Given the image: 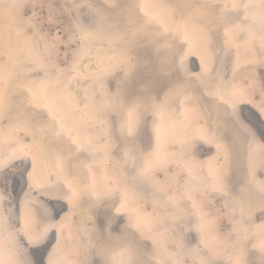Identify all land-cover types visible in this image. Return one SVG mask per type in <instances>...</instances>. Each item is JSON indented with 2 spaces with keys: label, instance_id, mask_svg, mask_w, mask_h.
Wrapping results in <instances>:
<instances>
[{
  "label": "snow or ice",
  "instance_id": "6c2138e0",
  "mask_svg": "<svg viewBox=\"0 0 264 264\" xmlns=\"http://www.w3.org/2000/svg\"><path fill=\"white\" fill-rule=\"evenodd\" d=\"M0 7L13 16L24 15L29 7L47 10L49 24L57 23L58 16L68 17L66 43L77 46V54L83 44L117 45L113 71L96 81L98 88L94 85L91 93L74 87L70 73L66 82L62 73L49 77V67L56 65L34 59L36 46L27 35L28 62L9 54L0 63V120L14 121L12 131L31 140L18 141L13 154L0 159V187L6 193L9 172L18 167L17 161L27 162L20 174L28 172L33 181L39 153L51 164L48 185L35 182L30 187H44L46 194H57L73 207L87 203L88 210H103L106 219L113 209L116 213L124 210L134 198L135 188H156V174L167 169L169 161L161 155L160 129L154 120V137L148 133L146 116L170 114L174 104L179 108L192 99L186 94L191 81L182 74L183 44L177 43L178 39L187 42L189 31L195 30L206 46L215 43L225 51L226 46H237L235 42L243 40L254 54L252 63L264 67V0L175 5L163 0H63L59 4L57 0H8ZM23 24L47 41L35 11L25 16ZM41 72L44 76L37 79ZM202 77H192V81L214 98L220 135L200 130L195 138L212 145L223 165L210 171L211 178L198 190L185 187L178 197L155 199L154 205L163 214L145 224L138 222L131 233L113 236L103 226L93 229L88 253L98 259L86 255L84 260L68 264H264V178L257 176V172L264 176V133L255 145L256 131L240 107L253 104L264 117V77L249 98L235 87L210 86ZM241 139L248 144L242 176L232 169L234 159L239 169L235 148ZM97 157L101 164L114 165V174L103 187L80 175L81 170L92 171ZM186 168L191 174V163ZM53 174L59 179L51 180ZM212 197L223 199L229 208L227 241L219 240L216 220L204 211ZM3 199L5 195L0 194ZM257 213L259 224L255 223ZM41 217L42 229L33 230L26 215L19 231L9 233L8 244L0 243V264H44L42 259L32 258L24 246L25 241L29 246L41 245L57 228L49 222L53 217L45 204H41ZM193 232L195 236L190 238ZM256 252L259 259H252ZM47 264H55L51 255Z\"/></svg>",
  "mask_w": 264,
  "mask_h": 264
},
{
  "label": "rangeland",
  "instance_id": "374dc122",
  "mask_svg": "<svg viewBox=\"0 0 264 264\" xmlns=\"http://www.w3.org/2000/svg\"><path fill=\"white\" fill-rule=\"evenodd\" d=\"M152 1V0H149ZM168 2L169 4H177V3H202L203 0H163ZM156 2V1H155ZM8 3V0H0V5H4ZM57 3H63V0H57ZM33 11L36 12V18L39 22H41L42 29L45 33H47V41L41 40L38 37V34L34 35L32 31H27L24 28L23 20L25 16H32ZM186 11V10H185ZM179 18V13L178 16ZM48 13L47 10L41 12L39 8L33 10L31 7L25 9L24 15L22 16H13L11 13L6 11L4 8L0 7V50L1 53H5L6 55L11 54L13 59L20 60L25 63L28 62V52L25 50V36L31 37L33 39V43L36 46L35 56L40 57V60H44L45 62H51L52 64L56 65V68L49 67L48 76L55 78L58 73H62L61 79L67 80L69 73L71 74V77H73V86L78 87L81 92L88 91L89 93L92 92V89L90 88L89 81L87 80L88 77L85 74V71L88 70V67L90 65H96L98 66V72L101 73V76H106L108 73L113 71V67L106 68V64H104L103 58L99 56V52H104L105 50L110 49H118L117 45L115 43L109 44V43H93L91 45L89 44H83L79 46V53L77 54V46H68L67 45V35L65 34V28L68 26L69 18L66 16H58L57 23L55 24H49L48 22ZM19 33V34H18ZM41 44H40V43ZM169 42H171V37H169ZM161 43H164L162 40ZM177 43L183 44V49L181 52V55L184 57V64L182 69V74L185 76V78L191 83L189 84L188 88L191 89L189 96L192 97L191 101L188 102V108L190 113L194 114V117L197 118H206L213 119L214 116H212L210 113L212 111V103L208 100V95L203 93L199 87V85L192 81L191 78V70L189 69V60H188V54L185 50V44L183 43L182 39H178ZM47 44V50L45 49V45ZM95 45V46H94ZM97 45V46H96ZM96 47V48H95ZM41 48V49H40ZM95 48V49H94ZM94 49V50H93ZM93 50L94 53H91ZM40 51V52H39ZM98 52V53H97ZM40 53V54H39ZM96 53V54H95ZM90 54V55H87ZM94 54V55H93ZM93 55V56H91ZM98 56V57H97ZM95 57V59H94ZM86 59H88L86 61ZM99 59V63L97 62ZM95 60V61H94ZM177 60H179V57H177ZM231 55L230 59L226 61L231 62ZM86 61V62H85ZM93 61V62H91ZM103 62V63H102ZM75 64V67L73 68V65ZM227 64V65H228ZM253 64V63H249ZM87 66V67H86ZM242 66V65H241ZM94 67V66H93ZM214 72L204 79L210 86H215L216 84H222L224 87H230V78L232 77L237 83H244L246 86L249 87L250 95H252V92L254 90H258L260 79L264 77V68L262 67H254V68H248L243 69L240 71H235L234 73L229 71V74L227 75V82H223L225 79L224 72L220 71V68H217ZM244 67V66H243ZM102 68V69H101ZM229 69V68H228ZM227 72V71H226ZM44 76V73H39L37 79L42 78ZM210 78L212 80H210ZM81 80V81H80ZM87 81V82H86ZM98 81V80H97ZM86 82V83H85ZM229 82V83H228ZM76 84V85H75ZM80 84V86H79ZM111 86V85H110ZM256 104L259 103L258 100L255 101ZM245 112L247 115L252 117L255 121H258V118L256 114L248 107H244ZM156 117V116H155ZM155 117L153 115L148 114L146 116L147 120V131L148 133L153 134V121L155 120ZM14 121H9L4 119V138L7 143L11 145V147L14 149H17L19 147L18 141H23L24 143L30 142V138L24 137L23 133L13 132L11 131L8 133V130H10L11 126H13ZM9 124V125H8ZM256 125V124H255ZM156 127V124H155ZM15 134V135H14ZM14 137V138H13ZM19 137V138H18ZM163 142L164 147H171L176 152L180 150V153L184 155L183 151V144L180 142V140H177L175 138H171L169 136H165L163 139H161V143ZM239 149L235 150L236 157L238 158L239 162V169H237V162L236 159L233 160L232 163V169L233 171H239V174L243 175L244 165L246 163V151H245V144L243 139H241L238 142ZM197 153L199 156L206 161L209 154L212 153V148L208 145H205L201 142L197 143L196 146ZM211 149V150H210ZM245 153H244V152ZM13 153H11L12 155ZM173 155L171 157L165 158L169 161L167 165L166 170H161L156 174V181H157V187L153 188L151 186L148 187H139V192L137 198H135V201L133 203V207L130 210H124L120 213L113 215L111 212L109 217L106 219L104 216L103 210L100 212L92 211L95 217V220L99 226H103L105 228L106 222L110 225V232L116 233L115 229L118 228L121 232V229L123 227H128L130 224L135 226L138 222L141 224H145L147 221H152L158 217H160L163 214V210L156 207L154 205V200L157 198H164L167 199L168 196H176L178 197L181 192H183L184 184L188 181V174L184 170L183 164L180 162V155ZM245 155V156H244ZM98 158V157H97ZM95 158V162L97 163L96 169L100 174H102L105 178L109 177L110 174H112V171H114V165H112L109 162H105L101 164L100 160ZM100 162V163H99ZM257 164L259 161L256 162ZM18 167L15 169H11L8 175L7 180V186H6V192L7 193H20V189L22 188V185L24 184V172L23 175L20 173L23 170L17 171L16 169L20 168V163L17 162ZM258 178H264V176L261 175L260 172H257ZM3 192L5 193V189L2 187ZM199 188H193L192 190H198ZM202 190V189H200ZM0 194H3L0 190ZM210 203H206L204 211L209 213L211 215V218L216 220L217 227H218V237L220 241H227V234L229 232L230 223H229V217L227 213L229 212V208L225 207V201L223 199H220L219 197H212L210 198ZM140 208V209H139ZM130 213L122 216V219L120 220L118 215H121L123 213ZM144 214H143V213ZM135 213V214H133ZM138 215V216H137ZM68 226H66V229L69 232L67 234H64V243L62 246L64 247L65 255L63 257H60L58 260V264H61V262H64L67 257L72 259L73 261L77 262V258H80V253L78 252V248L80 244L79 235L77 234V231L75 230L74 226L76 225V222L74 218L66 219ZM256 224L260 223L259 214L257 213V219L255 221ZM147 234V233H146ZM118 236V235H113ZM195 233L190 234V238L194 237ZM79 243H78V241ZM193 242H195L193 240ZM81 246V244H80ZM60 247V246H59ZM73 248V249H72ZM68 249V250H67ZM70 249L74 253H70ZM80 250V249H79ZM69 253V254H68ZM252 259H259V253L256 252L251 257ZM62 259V260H61ZM90 259L93 261L97 260L98 257L91 256ZM64 260V261H63ZM61 261V262H60ZM60 262V263H59Z\"/></svg>",
  "mask_w": 264,
  "mask_h": 264
},
{
  "label": "bare ground",
  "instance_id": "6f19581e",
  "mask_svg": "<svg viewBox=\"0 0 264 264\" xmlns=\"http://www.w3.org/2000/svg\"><path fill=\"white\" fill-rule=\"evenodd\" d=\"M155 1L157 2V0H152L149 2H155ZM163 2L168 3L166 1H163ZM182 41L185 44V50H186V53L188 54L189 69L191 70L190 71L191 78L201 76V74H203L202 78L206 79L207 77H209L210 73L212 74L214 70L216 69L215 65L218 66L217 68H220V71H224L225 69H227V66H229V64L226 61V58L227 60L230 59V56L227 55V50L233 51V60H234L235 70L239 67L242 68L243 66L247 69L258 66L257 64H254V63L249 64L253 62L255 57H254V54L249 50V46L246 45L243 40H237L235 42L237 46H233V47L226 46L227 50L225 51V50H221L219 45L215 43L211 47L206 46L205 43L203 42L202 36L197 31L191 30L188 33L187 42H184L183 39ZM93 50L91 51V53H94ZM118 51L119 50L117 49L105 50L104 52H101L100 50L99 56L101 57V59L102 57H104L103 61H104V64H106V68L108 67L109 69L115 65L116 63L115 56L117 55ZM87 55H90V54H87ZM39 56H36L35 59L40 60ZM7 59H8V55H6L5 53H1V50H0V63H3ZM87 60L88 59H86V61ZM97 62L99 63V59ZM93 66L90 65L88 67V70L85 71V74L88 77L87 80L89 81L88 85L90 86L92 90H93V86L96 85V81L102 77L101 73L98 72L99 65H96L95 63ZM210 80L212 79L210 78ZM229 86L245 91L246 98L251 97L249 87L246 86L244 83L241 82L238 84H234L233 81L230 80ZM96 87L98 88V85H96ZM190 91L191 89L187 88L186 94L189 95ZM207 97H208V100L213 105L212 111L210 113L212 116H214L213 119H209L208 117L203 118V119L194 117V114L190 113L187 103L179 108H177L174 104L173 111L170 114H165L163 116H160L159 114L156 115V127L160 129V138L163 139L165 136H169L171 138L180 140V142H182L183 144L184 155L180 153V150L176 152L171 147H164L163 142H162L161 143V148H162L161 155L164 158H168L173 155L177 156L181 154L180 162L183 164L184 170L188 174V181L186 184H184V189L185 187L190 188V189H192V187L199 188L202 182L211 178L208 175L210 171H215L221 165H223V161L217 160L215 156V149L212 145L195 138L197 133L200 130H204L205 132H211L217 136L220 135V130L217 129L216 124H215L217 116H216L214 98L210 95H208ZM246 106L251 108L252 111H254V113L256 114V116L260 119V121L264 123V117L260 116L258 108L254 107L253 104L244 103L240 106L244 116H246L245 115L246 112L245 110H243V108ZM252 126L254 127V130L256 131V137L254 140V144L259 145V143L262 140L261 133H263L264 131L262 132L260 130V127L258 128V126H254L253 124ZM12 127L13 126H11L10 130H8V133L12 131ZM4 136H5L4 120H0V159L7 160V158L11 155V153H13V148L11 147L9 143H7L8 141L7 142L5 141ZM30 142L28 141L27 143H30ZM198 142H201L205 145L210 146L213 150L212 153L208 155L206 161H204L197 153L196 146ZM244 144H245V151L247 152L248 144L245 142ZM239 148L240 147L237 143L235 150ZM98 160H100V158ZM257 161H259L258 154L255 158V163ZM189 163H191V168H192L191 174L188 173L187 168H186L187 164ZM19 165L22 166L24 164H19ZM36 165H37L36 173H35V177L33 181L29 180L28 173H27V182H28L27 186L28 187L25 193L21 195L22 196L21 198L19 199L13 198L11 196L12 193H4L2 187H0L1 192L5 195V199L0 200V243H3L5 245L8 244V242L10 241L9 233L13 231H19V229L23 226L26 215L30 216V226L33 230L37 228L42 229L44 226V222L42 221V217H41V204H45L48 207L53 217V220L49 222L56 223L58 226L57 228L49 232L48 238L41 245L29 246L27 245L25 241L24 246L27 248L29 255L32 258L41 259L42 257L41 250L44 251L45 248L48 247L47 243L50 242L52 243V247L49 253H47L48 254L47 261L49 259V255H51V258L55 262V264H58L59 258L63 257L66 254L65 253L66 250L64 251L62 244L64 243V240H66L64 238V234L68 233L69 235V232L66 229V226H68L69 224H67L66 220H63V218L67 217V219L74 218L76 222V225L74 226V228L77 231V234L79 235L81 249L78 251L80 253V258L79 259L77 258V262L84 260L86 255H88V257L90 258V255L88 253L89 235L92 234L93 229H99V226L95 220L92 210H88L87 203H84L79 207H73L72 205L68 203L66 199L62 198L61 196L57 194H46L44 187L48 185V181H49L48 170H49V167H51V164L50 163L46 164L45 158L41 156L39 153H37ZM96 167H97V163L93 161L92 171L90 173H86L84 170H81L80 175L82 177H85L89 183H91L92 181H96L98 184L101 185V187H103L108 183V177L105 178L102 174H100L98 170L96 169ZM224 167L227 168L226 165H224ZM21 168H24V167H21ZM29 171H31V168H29ZM111 171H112V174H110L109 177L113 176L114 174V171L113 170ZM57 179L59 178L55 174L51 176V180L55 181ZM35 182H38L39 184L44 185V187H35V186L30 187V185H34ZM134 192H135L134 198L129 199V201L125 204L124 210L125 209L130 210L133 207L135 198H137L138 196L139 188H135ZM82 211H83V214H82ZM112 213L113 215L118 214L114 211V209L112 210ZM62 220H63V224L62 226H60ZM133 231H135V227L131 224L129 228L127 229V231H125V233H131ZM57 240L60 241V244H59L60 247L57 246ZM46 249L49 250L48 248ZM8 251L9 249L5 248V252L7 253ZM47 261L44 262V264H47Z\"/></svg>",
  "mask_w": 264,
  "mask_h": 264
},
{
  "label": "flooded vegetation",
  "instance_id": "af4514ba",
  "mask_svg": "<svg viewBox=\"0 0 264 264\" xmlns=\"http://www.w3.org/2000/svg\"><path fill=\"white\" fill-rule=\"evenodd\" d=\"M227 55H231V62L229 63V66H227V69H225L223 72H224V76H225V78H223V79H225L223 82L225 83V82H227V80L229 79H226L227 78V75L229 74V71H231V73L233 72H235V71H240L241 69L243 70V69H247V68H237L235 71L233 70V69H235V67H234V60H233V51L232 50H227ZM229 68V69H228ZM262 68H264V67H262ZM227 71V72H226ZM230 80L231 81H233V83L234 84H238L232 77L230 78ZM229 83V82H228ZM246 107H248V106H246ZM249 108V107H248ZM244 109V108H243ZM251 109V108H250ZM252 110V109H251ZM254 112V111H253ZM246 115V117H248L250 120H251V122H252V124L254 125V126H258V128L260 127V130L263 132L264 131V123L262 122V121H260V119L258 118V121L256 120H254L252 117H250L249 115H247V113L245 114ZM155 124H156V117H155ZM256 124V125H255ZM264 133V132H263ZM26 164V163H25ZM25 164L24 165H22L21 167H25ZM18 168V170L17 171H20V170H23L24 168ZM28 171H29V169H28ZM25 173H26V175H25ZM27 173L28 172H24V184L22 185V188L20 189V193H16L15 194V192L14 193H12L11 194V196L13 197V198H15V199H19V198H21L22 196L21 195H23L24 193H25V191H26V189H27ZM7 193V192H6ZM130 213H132V212H130ZM129 212L128 213H123V214H121V215H118V216H116V217H118L120 220L122 219V216L123 215H126V214H130ZM133 214H135V213H133ZM136 215V214H135ZM138 216V215H137ZM133 224V223H132ZM131 225V224H130ZM111 227H110V225L106 222V225H105V229L107 230V231H110L111 229H110ZM129 228V226L127 227H123L122 229H121V232L119 231V229L118 228H116L115 229V232L116 233H112V235H121L122 233H125V231H127V229ZM76 240H77V238H76ZM78 241V240H77ZM50 243V242H49ZM47 243L48 244V247H46V248H48L49 250H47L46 248H45V250L43 251V250H41L42 251V257H41V259L44 261V262H46L47 261V257H48V254L47 253H49V251H50V249H51V247H52V243ZM78 243H79V241H78ZM79 245V248H78V251H79V249H81V246H80V244H78ZM49 246H50V248H49ZM64 248V247H63ZM73 249V248H72ZM75 250L77 251V249H74V251L72 252L71 251V249H70V253L72 252V253H74L75 252ZM46 251V252H45ZM48 251V252H47ZM43 252H45V258L43 259V256H44V253ZM68 262H73V260H71L70 258H68L67 257V260H65L64 262H61V264H68Z\"/></svg>",
  "mask_w": 264,
  "mask_h": 264
},
{
  "label": "water",
  "instance_id": "95a60500",
  "mask_svg": "<svg viewBox=\"0 0 264 264\" xmlns=\"http://www.w3.org/2000/svg\"><path fill=\"white\" fill-rule=\"evenodd\" d=\"M45 258V253H44V256H43V259Z\"/></svg>",
  "mask_w": 264,
  "mask_h": 264
}]
</instances>
